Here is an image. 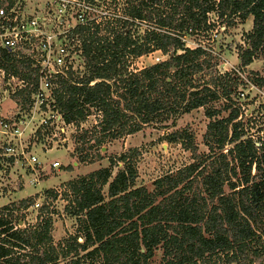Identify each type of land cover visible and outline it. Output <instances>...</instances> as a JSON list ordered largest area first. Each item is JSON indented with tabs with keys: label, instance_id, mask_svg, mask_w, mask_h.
<instances>
[{
	"label": "trees",
	"instance_id": "obj_1",
	"mask_svg": "<svg viewBox=\"0 0 264 264\" xmlns=\"http://www.w3.org/2000/svg\"><path fill=\"white\" fill-rule=\"evenodd\" d=\"M94 4L92 18L73 29L83 59L81 74L67 72L52 90L64 122L78 126L93 110L94 122L77 140L100 147L105 139L145 126L173 125L180 114L202 107L208 117L202 142L208 150H197L190 131L173 129L163 138L179 142L191 160L156 176L151 189L134 184L136 169L126 152L117 155V164H124L113 174L111 158L109 165L67 180L70 196L64 211L76 217L78 226L76 233L56 242L48 216L39 214L28 222L12 215L14 202L3 204L0 264H147L157 247L158 264H203L218 253L225 262L261 263L264 137L243 136L247 123L238 117L240 103L229 97L239 95L236 88L242 81L236 75L210 72L215 63L209 45L221 23L251 15L243 42L235 44L238 66L250 63L264 46V0ZM189 39L196 43L190 45ZM152 50L165 57L129 67L132 57ZM1 53L4 66L9 56ZM254 74L251 83L264 88V74ZM28 92L20 89L11 96L20 95L22 102ZM221 96L226 103L211 105ZM28 202L21 198L18 203ZM43 208L47 206L40 211Z\"/></svg>",
	"mask_w": 264,
	"mask_h": 264
},
{
	"label": "rangeland",
	"instance_id": "obj_2",
	"mask_svg": "<svg viewBox=\"0 0 264 264\" xmlns=\"http://www.w3.org/2000/svg\"><path fill=\"white\" fill-rule=\"evenodd\" d=\"M251 27V15L244 19L235 18L230 22H223L217 27L215 40L210 42L214 66L212 72L236 75L242 81L236 89L243 95L234 93L229 97L240 103L242 121L247 123V131L243 135H251L253 138L264 137V88L253 85L249 88L251 77L264 74V46L256 50L252 61L244 67L238 66L235 44L243 42V33ZM188 43H196L189 39ZM209 43V42H206ZM206 43L203 42L204 45ZM165 57L159 50L132 57L128 62L129 67H142L158 59ZM3 82H0V89ZM0 109L14 111L16 108H24L27 101L19 102L20 95H6L0 91ZM235 98V99H234ZM227 102V98L221 96L218 100L210 102L214 107H221ZM91 113L78 126L72 123L61 124L63 131H59L57 123L53 122L47 133L42 136L41 143H36L34 152L37 153L38 163L33 168L23 163L11 162L4 169L0 166V206L5 203L14 202L15 208L12 215H22L28 222H34L37 215L50 218V234L54 242L69 233H76L78 221L72 214L64 211L67 197L70 196L64 183L88 172L109 165L112 158L110 170L113 174L116 169L122 167L124 162H116L117 155L126 152L127 160L132 161L136 169L135 185H144L147 189L152 188V180L167 171L174 170L191 160L190 152L179 142H170L163 138L166 132L173 129H186L190 131L197 150L206 152L207 146L202 142L205 124L208 117L204 114L202 107L191 109L187 113L180 114L173 125L164 128L145 126L135 132L126 133L115 138L105 139L101 146L92 144L91 140L80 142L77 136L82 129L89 128L94 122L95 116ZM227 109L222 110L220 115H225ZM33 117L28 125L36 124L38 115L34 109ZM249 115V116H248ZM245 122V120H247ZM60 125V122H59ZM57 160L55 167H50L49 161ZM253 171V169H252ZM105 188H103V191ZM55 196H52V193ZM21 198L29 199L26 205L19 204ZM38 204L35 205L34 203ZM47 208L41 209L42 206ZM80 238H78L79 240ZM160 248L154 249L147 264H158L160 260ZM203 264H236L225 262L222 254L218 253L206 258ZM253 264H264V259Z\"/></svg>",
	"mask_w": 264,
	"mask_h": 264
},
{
	"label": "built area",
	"instance_id": "obj_3",
	"mask_svg": "<svg viewBox=\"0 0 264 264\" xmlns=\"http://www.w3.org/2000/svg\"><path fill=\"white\" fill-rule=\"evenodd\" d=\"M94 1L0 0V53L9 56L0 66V91L8 96L20 89L29 91L24 108L0 109L2 169L11 162L33 168L39 162L34 146H44L40 141L52 123H57L59 131H63L61 124H69L55 107L52 90L59 86L56 79L66 77L67 72L81 74L83 59L73 29L92 18ZM253 85L250 82L249 88ZM34 109L40 117L36 124L28 125ZM57 164L50 160L48 165Z\"/></svg>",
	"mask_w": 264,
	"mask_h": 264
}]
</instances>
